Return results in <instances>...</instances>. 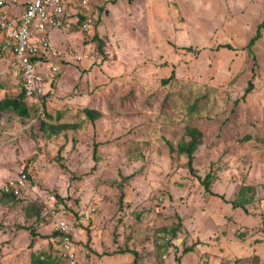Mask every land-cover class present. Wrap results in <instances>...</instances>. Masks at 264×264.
<instances>
[{"label":"rangeland","instance_id":"374dc122","mask_svg":"<svg viewBox=\"0 0 264 264\" xmlns=\"http://www.w3.org/2000/svg\"><path fill=\"white\" fill-rule=\"evenodd\" d=\"M63 1L66 25L47 35L88 58L63 65L44 108L43 96L26 99L28 118L0 112V176L23 170L35 185L12 201L11 215L57 191L71 213L94 208L87 264H264V25L247 47L264 0ZM19 92L1 59L0 99ZM87 109L99 116L88 119ZM62 123L75 127L53 134ZM187 127L202 134L192 166L209 174L210 191L169 149L188 139ZM244 186L257 226L243 225L244 210L232 207ZM30 219L19 231L0 223V264L22 263L30 241L31 251L55 256L58 239L35 250ZM6 239L16 252L4 249Z\"/></svg>","mask_w":264,"mask_h":264},{"label":"built area","instance_id":"2783aa9c","mask_svg":"<svg viewBox=\"0 0 264 264\" xmlns=\"http://www.w3.org/2000/svg\"><path fill=\"white\" fill-rule=\"evenodd\" d=\"M85 4L86 0H83L82 5ZM65 6L63 0H0V60L8 62L20 78L25 98L34 103H38L47 84L61 71L62 64L88 58L87 54L56 47L47 35L49 29L66 25ZM88 27L87 22L82 24L84 30ZM0 185L4 193L35 190L28 174L22 170L18 171L17 177H7ZM55 202V195L50 194L44 208L54 220L53 229L61 232L57 238L60 258L67 264H86L82 259L88 251L81 246L79 250L75 247L74 227L66 219L63 208L59 211L61 217H56ZM93 213L94 208L80 210L75 224H87Z\"/></svg>","mask_w":264,"mask_h":264},{"label":"trees","instance_id":"16d2710c","mask_svg":"<svg viewBox=\"0 0 264 264\" xmlns=\"http://www.w3.org/2000/svg\"><path fill=\"white\" fill-rule=\"evenodd\" d=\"M78 16H79L78 17V21H77L78 25L81 26V24H83L85 22L89 23L90 19L86 18L85 16H83L81 14H79ZM263 25H264V20H262L259 23V25L257 26L256 33L248 41L247 47H248L249 51H251V46L254 44V42L260 37V28ZM93 39H97L96 36H94ZM97 40L99 41V39H97ZM221 46L225 47V48H229V49L231 48V46L229 44H221ZM64 64H66V63H64ZM64 64H62L61 69L63 68ZM58 74L52 79V82L56 79ZM172 76H173V72H171V76L169 77V79ZM18 85L20 87V82L18 83ZM251 89H252L251 88V84L249 83L248 87L245 90L244 95L246 93L250 92ZM45 94L46 93H44L42 95L43 96L42 97L43 98V101H42L43 102V104H42L43 108L45 107V101H44V96L46 97ZM40 105H41V103H40ZM1 111H11V112L17 114L19 117H23V118H28L29 117V115H30L29 106L26 103V98H25L24 92H23L21 87H20V92L16 96H14V97L5 96V97L0 99V112ZM86 115H87L88 119L93 121V120L96 119V117L99 116V113L96 110L92 111V110H88L87 109L86 110ZM41 124L43 126L45 125V123H41ZM72 127H75V124L62 123V124H58V125H52L51 126V128H52L51 132L53 134H59L62 131L63 128H72ZM185 135L188 136L187 140L184 139V138L181 139L177 143L175 148L172 147L169 144V149H170V151H176L178 154H183V155H185L187 157L186 165L188 167L189 172L191 174H194L197 177V179L201 181L202 185L204 186V188L207 191H210L209 190V184H210V181H209V177L210 176H209V174H206L203 178H200V176L195 173V170H194V168L192 166V161H193V156H194L193 153L196 150V148L199 146V144L201 143L202 134L196 128L187 127L186 130H185ZM28 178L34 184L32 178L29 175H28ZM22 194H24V191H22V193H20V194H15L13 192L4 193V192L0 191L1 197L7 198V199L12 200L14 202L16 200H18V199H21ZM54 195L56 197V202L54 203V205H55V209L57 210V212H56L57 213L56 214L57 218L61 217V214H60L59 211H60L61 208H63L65 210V213H64L66 215L65 217L70 223H72V225L74 227V231L77 228H79L81 230H85V232L90 229V224H91L90 221L87 224H85V225H77V224H75V221H76V219L79 216V211L80 210L79 211L75 210L74 213H71V212L67 211L66 210V206H65L66 205L65 203L67 201L66 197H64L61 194H59L58 191L55 192ZM22 200H23V198H22ZM42 202H44V201L43 200H37V198L34 199V200H30L29 201V204L26 206L25 211H24L25 220H29L30 218L31 219L33 218V219H35V221L39 222L41 220H45L46 221L48 217L50 218V216L48 215L47 211H45V208H44V205H42ZM168 227H169V230H170L171 233H175L176 232L177 225L175 226L174 224H171ZM31 232H32V234H34V232L32 230H31ZM59 235H61V232L56 231V230L53 229V232H52L51 236L55 237V239H57L59 237ZM31 243L32 242L30 241V243H29L30 246H31ZM79 244H83V246H85V248H86V250L88 252L93 249V247L91 246V243H89L88 241L87 242H82V240H80ZM56 250H57V253L55 254L56 257L47 254V252H40V251L31 252V254H30V262L28 264H57L56 259H60L59 246L56 247ZM189 250H191V247H189L187 251H189ZM85 256L88 257L89 255L86 254ZM86 257H84V261L87 260V259H85Z\"/></svg>","mask_w":264,"mask_h":264},{"label":"crops","instance_id":"0c3cea01","mask_svg":"<svg viewBox=\"0 0 264 264\" xmlns=\"http://www.w3.org/2000/svg\"><path fill=\"white\" fill-rule=\"evenodd\" d=\"M14 74H15V72H14ZM15 76L18 77V83H19V81H20L19 76L16 74H15ZM8 176H11V175L6 176L5 174H1V176H0V180H2L1 182H3L5 180V178H7ZM244 189H245V186L240 189L239 197L233 203L234 206L232 205V207L234 209L240 207L244 210V215H245L244 219L245 220L242 221L243 225L257 226V224H258L257 217H258V215H261V214H257V212H256L257 209H253V207H250L251 203H249L250 202L249 199L246 200V196L244 194ZM18 201H22V199H18ZM11 203H12V200H9L7 198H3L0 195V223L2 222V227H3V229L1 230L2 232L6 231V230H10V229L18 230V231L23 230L24 229L23 227L26 225V222L28 221V220H25V218H24V213H23L24 210L19 211L17 216H15V214L11 215L13 213L12 209L15 208V204L12 206ZM27 203H29V202H27ZM244 203H249L250 205L248 204V207L247 206L244 207ZM42 205H44V202H42ZM5 208H6V210H5ZM259 208H260V211H262L264 214V202L260 204ZM11 216H14V218L12 219ZM51 220L52 221L50 223L49 222L50 220L49 221L48 220H46V221L41 220V221L37 222L33 218L30 219V222L28 223V225H29L28 230H32L35 233V237H36V240L34 241V246L36 248L35 250H40L42 247H44V249H45L46 244L49 243V241H51V243L53 244L55 237H52L51 234L53 232L54 220L53 219H51ZM47 225L50 227V229ZM75 231H76L75 232L76 239L82 240V242H87V240H88L87 235H86L87 233L84 230L77 228ZM81 234L83 235V238H82ZM241 235H243V234H241ZM244 236H242V238L240 239V241L238 243V247L243 246L247 243V241L242 240L244 238ZM262 239H263V237H262ZM3 242L6 243L4 249H6V251L8 253H11L14 251L16 252V249L18 248V246L15 249V246L13 244H11L9 239L4 240ZM27 247H28V250L24 249L26 259H24V258L22 259L23 264H28L30 262V254H31V252H34V251H31L32 247L29 244L27 245ZM21 253H23V252H20L19 254L18 253H15V254H16V256H18ZM260 256H261V254H260ZM259 259H260V261H261V259L264 260V257L261 256ZM11 263H13V262H11ZM22 263H20V264H22Z\"/></svg>","mask_w":264,"mask_h":264}]
</instances>
